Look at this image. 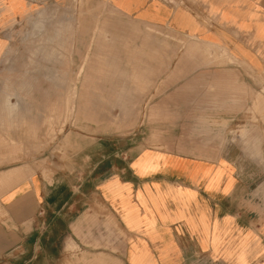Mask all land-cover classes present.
Returning a JSON list of instances; mask_svg holds the SVG:
<instances>
[{"label": "rangeland", "instance_id": "obj_1", "mask_svg": "<svg viewBox=\"0 0 264 264\" xmlns=\"http://www.w3.org/2000/svg\"><path fill=\"white\" fill-rule=\"evenodd\" d=\"M0 40V192L37 173L67 197L87 173L147 148L205 157L227 151L264 166V51L257 66L225 68L242 63L99 0L35 4L0 29ZM224 107H242V115L216 125L204 115ZM180 108L198 110L184 116ZM208 124L221 142L205 139Z\"/></svg>", "mask_w": 264, "mask_h": 264}, {"label": "crops", "instance_id": "obj_2", "mask_svg": "<svg viewBox=\"0 0 264 264\" xmlns=\"http://www.w3.org/2000/svg\"><path fill=\"white\" fill-rule=\"evenodd\" d=\"M43 1L0 0V29ZM99 1L242 63L225 68L262 62L264 0ZM5 46L0 40V55ZM258 99L264 110V98ZM72 102L67 99V110ZM241 108L204 115L214 125L222 117L229 124ZM180 110L186 116L198 109ZM216 130L206 125L210 143L221 142ZM263 174L264 166L227 151L205 157L154 148L87 173L67 197L34 173L0 192V264H242V255L246 264H264V199L255 201Z\"/></svg>", "mask_w": 264, "mask_h": 264}]
</instances>
